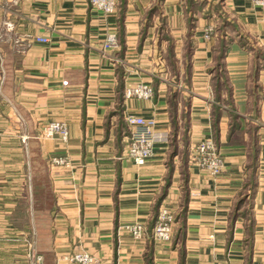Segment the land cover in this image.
Instances as JSON below:
<instances>
[{
    "label": "crops",
    "instance_id": "0c3cea01",
    "mask_svg": "<svg viewBox=\"0 0 264 264\" xmlns=\"http://www.w3.org/2000/svg\"><path fill=\"white\" fill-rule=\"evenodd\" d=\"M138 83L153 98L124 96L116 114ZM128 114L156 121L142 166L126 157ZM52 122L67 142L42 136ZM207 137L218 177L190 161ZM162 207L172 241L135 240L129 227L153 229ZM78 250L103 264H264V8L119 0L105 15L89 0H0V264H71Z\"/></svg>",
    "mask_w": 264,
    "mask_h": 264
},
{
    "label": "built area",
    "instance_id": "2783aa9c",
    "mask_svg": "<svg viewBox=\"0 0 264 264\" xmlns=\"http://www.w3.org/2000/svg\"><path fill=\"white\" fill-rule=\"evenodd\" d=\"M92 8L101 11L105 15H113L117 12L119 0H89ZM254 5L264 8V0H250ZM212 33L208 29L206 37ZM37 42L47 44L48 38L39 37ZM117 38L109 36L105 49L117 46ZM125 98H139L150 100L154 96V89L147 83H138L128 86L124 90ZM129 136L126 150V157L138 166L144 165L154 153V146L157 142L156 121L143 116L128 114L125 116ZM42 136L45 138L58 137L63 142L69 139V129L63 122H52L43 128ZM191 163L199 166L213 177H218L224 170V158L219 152L218 146L213 138L207 137L197 142L190 153ZM53 165H68L66 158H54ZM176 225L175 214L167 207H162L157 216L155 225L151 231L153 240L171 242ZM132 237L135 240H145L150 237L148 228L142 223H136L129 227ZM66 260L71 264H103L102 261L88 251L78 250L68 254ZM38 263L42 258H38Z\"/></svg>",
    "mask_w": 264,
    "mask_h": 264
},
{
    "label": "trees",
    "instance_id": "16d2710c",
    "mask_svg": "<svg viewBox=\"0 0 264 264\" xmlns=\"http://www.w3.org/2000/svg\"><path fill=\"white\" fill-rule=\"evenodd\" d=\"M123 98H124V95L121 93L120 94V97H119V105L117 107V111H116V114L118 115H121L122 112H123ZM252 188V185H250ZM247 195H243L242 198L239 199L237 205H236V210H239L241 209V207H243L245 204H247ZM160 204V202L158 203V205ZM152 229V228H151ZM151 229H149V232L151 231ZM152 239V238H150ZM147 264H151V261H150V254L148 253L147 254Z\"/></svg>",
    "mask_w": 264,
    "mask_h": 264
},
{
    "label": "rangeland",
    "instance_id": "374dc122",
    "mask_svg": "<svg viewBox=\"0 0 264 264\" xmlns=\"http://www.w3.org/2000/svg\"><path fill=\"white\" fill-rule=\"evenodd\" d=\"M28 215H29V214H28ZM175 217H176V215H175ZM25 221L28 222V225H31L32 219H31L30 217H28V219L25 220ZM175 226H176V225H175ZM149 235H150V237H149L148 239L152 238V237H151V231L149 232ZM32 237H34V236H32ZM152 239H153V238H152ZM172 239H173V238H172ZM28 251H29L30 254L32 253V251H33L32 245L29 246ZM66 256H67V255H65L64 258H63L65 261H67L66 258H65ZM37 260H38V258H37ZM67 262H68V261H67Z\"/></svg>",
    "mask_w": 264,
    "mask_h": 264
}]
</instances>
